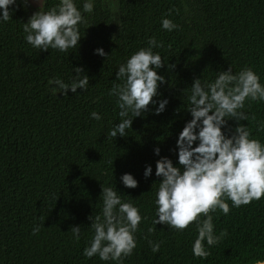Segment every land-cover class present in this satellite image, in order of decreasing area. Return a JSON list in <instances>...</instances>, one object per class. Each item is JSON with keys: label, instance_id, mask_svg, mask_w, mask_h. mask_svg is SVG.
I'll list each match as a JSON object with an SVG mask.
<instances>
[{"label": "trees", "instance_id": "1", "mask_svg": "<svg viewBox=\"0 0 264 264\" xmlns=\"http://www.w3.org/2000/svg\"><path fill=\"white\" fill-rule=\"evenodd\" d=\"M56 2L47 0L45 10ZM75 2L82 9L83 0ZM27 6L17 0L9 20L0 23V264H116L83 255L93 235L89 217L101 210V186L113 185L142 216L136 247L122 264H253L264 259V197L239 208L226 201L227 215L219 209L210 213L215 233L224 235L208 248L207 258L192 254L194 222L180 232L152 223L154 183L160 181L155 163L168 157L177 165L176 140L191 119L187 95L193 80L212 82L229 67L233 74L250 67L264 85V0H118L120 25L114 33L95 3L91 14H83L77 47L66 52L40 51L26 42ZM162 17L178 28L163 30ZM151 37L162 42L152 50L162 58L157 74L164 78L153 99L166 98L168 104L155 114L158 103H150L125 136L113 138L108 133L121 119L115 97L108 94L113 83H121L115 72L131 54L148 47ZM98 48L106 56L94 54ZM76 67L89 77V87L53 95L47 81L55 77L68 83ZM92 111L99 121L90 117ZM242 111L249 119L239 123L264 144V129L258 130L264 102L246 101ZM228 125L234 129L236 121ZM156 147L160 156L153 153ZM147 165L153 172L145 178ZM125 173L137 180L136 188L122 184ZM73 226L81 227L79 240L72 236ZM149 240L160 243L158 252H152Z\"/></svg>", "mask_w": 264, "mask_h": 264}, {"label": "clouds", "instance_id": "2", "mask_svg": "<svg viewBox=\"0 0 264 264\" xmlns=\"http://www.w3.org/2000/svg\"><path fill=\"white\" fill-rule=\"evenodd\" d=\"M17 0H0V23L9 20L10 6ZM25 4L28 0H23ZM47 0H40V10L34 12L23 24L25 40L35 49L47 51L49 48L66 52L76 48L81 39L79 26L85 22L83 14H91L95 0H83L82 9H78L75 0H57L45 10ZM161 28L168 32L178 28L172 20L162 17ZM162 47L154 37L149 38L148 47L140 48L121 63L115 72L116 80L109 89V96L115 97L121 118L109 131L115 138L126 135L133 119L149 110L151 103L155 114L165 110L168 100L158 102L153 97L158 94L159 84L164 78L157 74L163 66L158 52L153 48ZM94 54L106 56L102 48ZM174 67V65L170 66ZM70 82L59 78L47 81L53 95H66L68 91L89 87V77L83 75V69H73ZM55 85L56 87H50ZM188 110L191 119L179 132L176 140L177 165L168 157H160L155 163V176L160 178L155 191L154 225H166L177 232L193 224L196 237L192 242L194 257L207 258L208 248L216 245L222 236L214 231L213 216L210 213L221 210L229 212L231 201L233 208L248 205L264 197V144L259 139L250 138L247 121L248 115L242 109L245 102H264V85L260 77L250 67L233 74L231 67L216 73L212 82L202 84L201 79H194L187 95ZM90 117L99 121L101 116L92 111ZM229 120L236 121V127L230 128ZM264 129V123L258 130ZM195 145V146H194ZM160 156V148L153 149ZM151 165H147L143 175H152ZM120 181L126 188H136L138 182L125 173ZM101 210L98 215L89 217L91 240L83 250L86 258L98 256L101 261H113L122 264L136 247L135 233L142 220L139 209L131 202H124L120 193L113 186H101ZM201 216L203 217L201 219ZM39 226L33 228V234ZM74 239H80V226L70 228ZM153 231L149 228V232ZM152 252H158L159 242L149 240ZM255 264H264V259H257Z\"/></svg>", "mask_w": 264, "mask_h": 264}, {"label": "rangeland", "instance_id": "3", "mask_svg": "<svg viewBox=\"0 0 264 264\" xmlns=\"http://www.w3.org/2000/svg\"><path fill=\"white\" fill-rule=\"evenodd\" d=\"M95 3H99L101 7V11L104 14H107V16L109 17L111 32L113 33L116 32L120 25V20H119L120 13H119V8H118V0H95ZM34 12H37V11L27 6L26 8L27 21Z\"/></svg>", "mask_w": 264, "mask_h": 264}, {"label": "water", "instance_id": "4", "mask_svg": "<svg viewBox=\"0 0 264 264\" xmlns=\"http://www.w3.org/2000/svg\"><path fill=\"white\" fill-rule=\"evenodd\" d=\"M27 5L30 6L33 10H36V11L40 10V0H28Z\"/></svg>", "mask_w": 264, "mask_h": 264}]
</instances>
